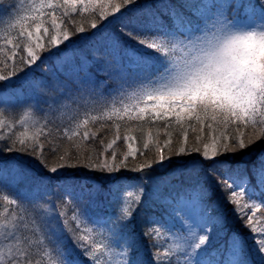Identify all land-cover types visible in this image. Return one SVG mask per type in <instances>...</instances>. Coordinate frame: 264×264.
I'll return each mask as SVG.
<instances>
[{
	"label": "snow or ice",
	"instance_id": "snow-or-ice-1",
	"mask_svg": "<svg viewBox=\"0 0 264 264\" xmlns=\"http://www.w3.org/2000/svg\"><path fill=\"white\" fill-rule=\"evenodd\" d=\"M233 30L264 0H0V264H264V76L210 55Z\"/></svg>",
	"mask_w": 264,
	"mask_h": 264
},
{
	"label": "clouds",
	"instance_id": "clouds-1",
	"mask_svg": "<svg viewBox=\"0 0 264 264\" xmlns=\"http://www.w3.org/2000/svg\"><path fill=\"white\" fill-rule=\"evenodd\" d=\"M210 55L264 76V33L233 30L218 38Z\"/></svg>",
	"mask_w": 264,
	"mask_h": 264
},
{
	"label": "trees",
	"instance_id": "trees-1",
	"mask_svg": "<svg viewBox=\"0 0 264 264\" xmlns=\"http://www.w3.org/2000/svg\"><path fill=\"white\" fill-rule=\"evenodd\" d=\"M9 2H11V3H15V4H17V5H21V4H27V3H29L30 0H9ZM94 130H95V129H94ZM103 131H104V130L101 129V132H103ZM101 132H98L97 135H100ZM118 143H119V142H118ZM85 171H87V170H85ZM229 207H230V205H226L224 210H225L226 213H228L229 217H231V213L228 212V208H229ZM232 222L235 223V221H232Z\"/></svg>",
	"mask_w": 264,
	"mask_h": 264
}]
</instances>
